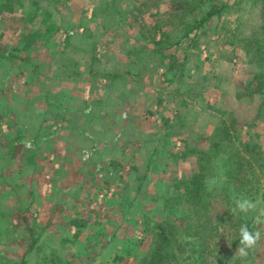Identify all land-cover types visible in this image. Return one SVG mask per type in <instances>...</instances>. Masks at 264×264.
Returning a JSON list of instances; mask_svg holds the SVG:
<instances>
[{
    "label": "rangeland",
    "instance_id": "1",
    "mask_svg": "<svg viewBox=\"0 0 264 264\" xmlns=\"http://www.w3.org/2000/svg\"><path fill=\"white\" fill-rule=\"evenodd\" d=\"M0 48V207H13L0 213V264H139L162 220L189 241L191 206L175 184L200 166L203 201L231 233L228 264H264L263 174L252 194H240L228 183L231 150L211 146L226 127L233 149L264 152V0H0ZM126 79L150 86L136 109L144 133L126 146L145 156L155 149L141 181L109 165L125 142L114 138L132 129L114 99L139 92L122 90ZM93 97L99 103L87 111ZM95 143L104 153L86 158ZM122 167L124 175L132 168ZM242 198L255 208L240 211ZM80 212L90 223L73 237L65 225ZM247 222L260 240L241 258L233 235Z\"/></svg>",
    "mask_w": 264,
    "mask_h": 264
},
{
    "label": "trees",
    "instance_id": "2",
    "mask_svg": "<svg viewBox=\"0 0 264 264\" xmlns=\"http://www.w3.org/2000/svg\"><path fill=\"white\" fill-rule=\"evenodd\" d=\"M214 12L216 11H213V9L209 10L206 14L207 17L212 16ZM0 57H3L1 48ZM222 126L223 123L222 125H217L215 131L219 132ZM222 131L223 135L219 140L212 139V149L219 151L223 146L225 150H231V153L227 157V160L231 162L230 168L227 170L228 183L234 184L240 194L250 195L261 183L259 180L260 174H263L264 177V152L259 151L256 145L246 144V153L243 154L231 147L233 146L235 148L232 144V134L230 131L226 127H223ZM225 136H227V139H225ZM224 141L225 143H223ZM200 154L205 156L203 152H198L197 155L200 156ZM204 170L205 167L200 166L198 173L190 180L178 181L175 184L179 191L181 186H185L184 191L191 206V212L185 228V235L190 240L182 239L181 232L179 231L181 227L176 226L175 223L163 220L155 221L153 224L151 223L152 227L149 230L147 229L149 225L145 222L146 227H144V231H152L154 240L139 264H179L181 260H187L193 264H197L198 259L194 258V255L197 253L204 257V264H214V262L216 264L229 263L231 255L224 253L225 247L223 242L228 234L231 233H228L229 227L224 225L225 223L220 226L216 224L217 222L213 221V213H210L209 204L203 201L204 189L200 188L203 181L200 180H203L201 176ZM251 176L252 179H249ZM178 197L179 194L170 200L177 202ZM86 224L87 220L80 217L73 218L70 221V225L76 226L77 228L76 237ZM246 224L251 231L249 222ZM233 236L235 239L233 247H238L240 233L234 232ZM212 256L214 259L210 263Z\"/></svg>",
    "mask_w": 264,
    "mask_h": 264
},
{
    "label": "crops",
    "instance_id": "3",
    "mask_svg": "<svg viewBox=\"0 0 264 264\" xmlns=\"http://www.w3.org/2000/svg\"><path fill=\"white\" fill-rule=\"evenodd\" d=\"M129 77L132 78V79H134V77H132V76H129ZM106 78L109 79V80H113L114 77L109 76V75H106ZM104 81H105V79H104ZM110 82L111 81H109V83ZM136 85L138 86L137 91H139V92H137V93H134L133 92L132 95L131 94H126L125 96H121V97H119L118 95H116L115 98H114L115 99V102L117 101L120 104V106H122V108H123V110L121 112V118L124 120V122H122V123L124 124V126L131 125V128L132 129L127 128V132L124 131L122 134H117V136L114 138V141H117L116 138H119L120 139L121 137H123V141H125V142H122L120 140L122 144L120 142H119V144L120 145H123V148H121L120 151H116V157L113 158V160H111L109 162V165L112 166L111 167L113 169L112 172H115L116 174L117 173L118 174L121 173L124 176L123 179H126L127 178V175H131L132 179H136L137 181H141L144 178H147V176H145V172L147 170V165H146V169L144 171H141L140 170L141 169V164H148V162H150V160L153 158L155 149L153 151H151V156H149L148 153L145 156L144 155V151L142 149L140 150L138 144H135V147H133L132 144H131L130 149H129V147H126L129 140L133 141L132 139H129V137L131 136L132 133H135V135H132V136L133 137H137V138L139 136H142L141 133H144L143 132V129H144L143 124L144 123H142V120H140V118L142 116L141 115L142 112L136 111V109L140 110V107L144 105V102L147 99H145V96H144L143 92L150 90V86H148V84H145V82H142L140 80L138 81V84H137L136 82H133L131 80L126 79L122 83V86H124V88L122 90H125V89H128L129 90L132 86H136ZM66 97H67V95H66ZM91 97H92V95H91ZM94 102H98L97 99H95V97H93L92 99H90V101H88V103L86 102V105L90 104V106H86L85 107L87 111H89L90 109L93 108ZM148 103H150V102L148 101ZM155 107H157V105ZM163 119H160V120L156 121L155 122V125L154 126L151 125L148 129H146L147 132H145V133L155 132V128L157 126H159V125L162 124ZM161 120H162V122H161ZM165 121H167V119H164V122ZM158 122L161 123V124H159ZM216 126L217 125H215V128H216ZM150 135L151 134H149V138H152ZM165 146L166 145H164L163 147H165ZM102 147L103 146H97V144L95 143V145H93V146H91L89 148L90 149L89 151H85L86 154L84 153V156H86V158H90V156H92V154L93 155L94 154L95 155L98 154L100 156V155H102L104 153V148L106 147V144H105V146H104L103 149H101ZM159 148H161V146L160 147L158 146V149L156 150V152H158ZM112 151L113 150H111V152ZM143 155L145 156L144 158H143ZM93 157L94 156H92V158ZM150 157H151V159H150ZM142 160H143V163H141ZM125 161L126 162H130L132 168H130V170L128 171V174H125L124 175L121 170L124 169V167H122V165L125 166ZM139 173H141V174H139ZM13 176L14 175H9V178H12ZM176 180H178V179H176ZM5 186H8V184L5 183ZM48 187H51V186H48ZM8 188L9 189H12V187H10V186ZM1 189H2V187H0V192L2 193L3 190L1 191ZM46 189L47 188H45V185H44L43 186V190L41 192L42 193L41 194L42 197H45L46 196V194H47V192L45 191ZM3 194H5V193L3 192ZM3 205H2L3 207L1 206L2 208L0 207V213H2V212H4V213L10 212L11 211V208H13L9 204H3ZM58 214H59V211H58V207L56 205L55 206H49V208H48V214H47V218H46L47 222H46L45 225L47 227H49V228H54L55 227V226H53L54 223H57L56 220H54V216L55 215H58ZM34 216H36V214H34ZM52 216H53V218H51ZM49 217L51 218L50 220H49ZM79 217L80 218H84L85 220H87V224L85 225L84 228L81 229L79 235L82 232H84L86 228H88V225L90 223V219L86 215H83L81 212H80L79 215H76V214L73 215L72 218H70L69 220H67V223L65 225V226H68V228L70 230H72L73 237L77 233V228H76V226H73V225L71 226L70 225V221L73 218H79ZM42 219L44 220V218H42ZM38 221L39 220L37 219L36 222H38ZM61 227L63 228V230H65V228L62 225H61ZM75 239H77V238H74V240ZM71 240H72V238H71Z\"/></svg>",
    "mask_w": 264,
    "mask_h": 264
},
{
    "label": "clouds",
    "instance_id": "4",
    "mask_svg": "<svg viewBox=\"0 0 264 264\" xmlns=\"http://www.w3.org/2000/svg\"><path fill=\"white\" fill-rule=\"evenodd\" d=\"M236 207L240 211L247 213L255 208V204L246 198H242L236 200ZM239 233L240 241L236 253H238L241 258H246L248 256V250L254 248L260 240V232L259 230L255 232L250 231L245 224L240 227Z\"/></svg>",
    "mask_w": 264,
    "mask_h": 264
}]
</instances>
